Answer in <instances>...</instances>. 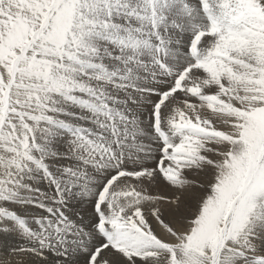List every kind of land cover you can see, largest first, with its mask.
Listing matches in <instances>:
<instances>
[{"label":"snow or ice","instance_id":"1","mask_svg":"<svg viewBox=\"0 0 264 264\" xmlns=\"http://www.w3.org/2000/svg\"><path fill=\"white\" fill-rule=\"evenodd\" d=\"M0 264H264V0H0Z\"/></svg>","mask_w":264,"mask_h":264}]
</instances>
